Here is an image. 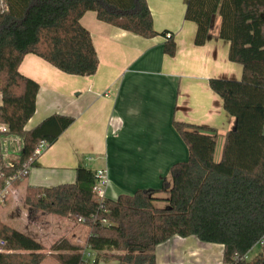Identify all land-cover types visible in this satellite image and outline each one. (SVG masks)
Here are the masks:
<instances>
[{
	"label": "trees",
	"instance_id": "trees-1",
	"mask_svg": "<svg viewBox=\"0 0 264 264\" xmlns=\"http://www.w3.org/2000/svg\"><path fill=\"white\" fill-rule=\"evenodd\" d=\"M5 4L7 11L0 13V124L19 141L21 153L11 167L0 159V192L10 179V188H17L28 176L17 174L37 167L38 145L50 147L73 123L53 115L24 130L39 87L18 72L22 58L34 54L67 75H94L98 59L90 34L80 25L87 12L141 38L156 36L146 0ZM215 18L217 37L229 43L228 61L242 67L238 81L209 80L233 119L220 159H215L216 131L175 122L188 157L172 164L169 181L163 179L156 190L119 195L115 201L99 198L92 192L95 172L81 165L72 184L27 186L23 202L29 215L81 220L88 230L83 245L63 237L49 246L58 264H87L83 253L88 251L94 254L90 264H156V247L174 237L222 246L223 264H264V246L251 260L245 258L264 236V0H188L184 20L197 26L195 46L205 44ZM167 34L163 51L172 57L175 44ZM45 251L40 241L0 220V264H42Z\"/></svg>",
	"mask_w": 264,
	"mask_h": 264
},
{
	"label": "crops",
	"instance_id": "crops-1",
	"mask_svg": "<svg viewBox=\"0 0 264 264\" xmlns=\"http://www.w3.org/2000/svg\"><path fill=\"white\" fill-rule=\"evenodd\" d=\"M187 1L146 0L156 32L150 39L102 23L93 12L85 13L80 25L90 34L98 59L92 76L67 75L34 54L22 58L18 72L39 87L34 114L24 130L53 115L70 117L73 123L43 151L27 178L11 189L15 197L8 195L0 204L2 222L19 221L23 214L24 231L39 232L40 237L57 230L61 233L60 224H51L50 218L56 216L21 212L24 190L27 186L72 184L79 165L95 173L106 171L108 184L102 189L103 198L113 201L119 195L151 188L142 175L131 176L132 181L126 183L121 174H154L155 185L163 179L169 181L170 167L175 164L171 159L178 155L176 148L183 154L179 159L188 157L174 130L175 122L216 131V161L220 159L223 137L233 127V119L210 89L209 80L238 81L242 67L228 61L229 43L217 37V18L205 44L194 45L197 26L184 20ZM164 33L173 37L172 57L164 54ZM4 149L5 164L13 163L21 153L19 141L12 137H6ZM9 151H16L14 158L7 157ZM150 156L154 161L147 160ZM120 158L123 161L118 162ZM165 158L170 160L165 162ZM132 166L138 170L133 171ZM40 218H46L47 232L36 228ZM222 255V246L201 243L195 237H174L154 251L156 264H223ZM91 262L87 260V264Z\"/></svg>",
	"mask_w": 264,
	"mask_h": 264
},
{
	"label": "rangeland",
	"instance_id": "rangeland-1",
	"mask_svg": "<svg viewBox=\"0 0 264 264\" xmlns=\"http://www.w3.org/2000/svg\"><path fill=\"white\" fill-rule=\"evenodd\" d=\"M182 147H184V146H182ZM176 151H177L178 155H177V157L175 159H171L172 160L171 162L172 163L184 162L186 159H179L180 156L183 155L182 154V151L179 150L178 148H176ZM217 152H218V149H217ZM15 153H16V151L15 152L9 151V153L7 154V157L8 158H14ZM215 159H217V155L216 154H215ZM147 160L148 161H154V158L152 156H150L149 159H147ZM163 160H165V162H167L170 159L165 158ZM121 161H123L122 158H120L118 162H121ZM130 168H132L133 171H134V169L135 170H138V168H136L135 166H132ZM114 173H115V171H114ZM119 174H121V173H119ZM139 175H142L143 176V180H145L147 182L146 183V186H151L150 189H146V190H156V188H158L160 186V185H158L159 183L157 185H155L156 184V181H154V174H138L136 172V174H123V175L121 174L120 176H121V178L123 177V180L124 181H125V177H126V180H127L126 183H129L128 181L131 179V176L137 177ZM166 178H169V175H166ZM131 181H132V179H131ZM137 182H139V181H137ZM141 182H143V181H141ZM126 186H129L130 187V184H127ZM154 186H156V187H154ZM23 187H24V185L19 189V191H22ZM146 190L145 189H142L141 191H146ZM129 192H132V191H129ZM133 192H135V191H133ZM161 196H163V195H161ZM9 203L10 202H8V204L6 206L8 209H9ZM155 205L157 206L158 204H155ZM161 207H162V205H161ZM20 210H21V212H23L25 214H29V209L27 210V208L25 207V205H22L20 207ZM20 216H21V218H20L19 221L18 220H14V222H11V221H5V222L9 226L15 228L16 230H18V231H20V232H22V233H24L26 235H29L32 238L33 237L38 238L37 240L40 241L45 246V248H46L45 253H46V256L47 257L43 261L42 264H58L54 258L50 257V252H49V246L51 244H53L55 241L59 240L60 238L65 237L73 245H83V242H84V240H85V238L87 236V233H88L87 228L84 225H81V224L78 223L79 220L77 222V221H75L72 218L65 219V218H59V217H57V218H52L51 217L50 218L51 219V224H53V223L54 224H57L58 223L57 225L60 224L59 227H61V230H62L61 233H59L58 230H57L56 231L57 233H54L53 235H50V234L47 235L46 234V235H43L42 237H40V236H38L39 235V232L36 234L33 231L27 232V231H24L23 229H21L22 226H23L24 216H23V214H21ZM54 226H56V225H54ZM39 227H43L44 230L46 231V218H40V220L36 223V228L38 229ZM46 232H44V233H46ZM259 251H260V247L258 245H256L246 255L245 258L247 260H251L252 258H254L258 254ZM93 258L94 257L91 255L87 260L89 262H91V260Z\"/></svg>",
	"mask_w": 264,
	"mask_h": 264
},
{
	"label": "built area",
	"instance_id": "built-area-1",
	"mask_svg": "<svg viewBox=\"0 0 264 264\" xmlns=\"http://www.w3.org/2000/svg\"><path fill=\"white\" fill-rule=\"evenodd\" d=\"M7 8H6V4H5V0H0V13L6 12ZM166 39L169 38V35L167 34ZM6 137H10L8 136V128L6 125L4 124H0V159L2 160L3 164L5 166H12V163L9 164H5L4 163V159L3 157L5 156V149H4V141L6 139ZM47 148V144L45 142H41L38 147L35 150V154L36 155H41L43 153V151H45ZM30 169H24L21 174L18 173L17 176H25L28 174ZM15 176V177H17ZM95 177L97 179L96 184L93 186L92 188V192L97 195L99 198H103V193H102V189L105 188L108 184V180H107V174L105 170H101V171H97L95 173ZM13 179V178H12ZM11 180V179H10ZM10 180H7L5 182L4 188L1 190L0 192V204L4 202V199L8 196V195H12L13 198L15 197L14 193L11 191L10 188ZM81 220H79L80 222ZM105 223V221L103 222ZM257 245L262 248L264 246V236L258 241ZM84 254V260L87 263V259L91 256L89 252H85Z\"/></svg>",
	"mask_w": 264,
	"mask_h": 264
}]
</instances>
